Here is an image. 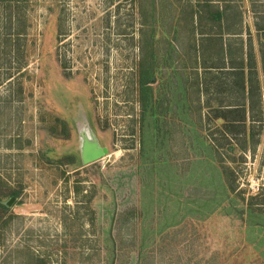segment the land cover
<instances>
[{
	"label": "rangeland",
	"instance_id": "374dc122",
	"mask_svg": "<svg viewBox=\"0 0 264 264\" xmlns=\"http://www.w3.org/2000/svg\"><path fill=\"white\" fill-rule=\"evenodd\" d=\"M19 2L18 47L15 8L0 7V42L13 45L0 49V264H264V0ZM221 49L258 81L259 108L236 129L217 105L198 121L199 73L217 76L201 66ZM203 139L214 170L199 174ZM86 141L106 155L83 164ZM151 160L192 173L170 183ZM203 171L230 192L214 207ZM169 183L174 196L145 208Z\"/></svg>",
	"mask_w": 264,
	"mask_h": 264
},
{
	"label": "crops",
	"instance_id": "0c3cea01",
	"mask_svg": "<svg viewBox=\"0 0 264 264\" xmlns=\"http://www.w3.org/2000/svg\"><path fill=\"white\" fill-rule=\"evenodd\" d=\"M200 38H201V40H200L201 42L200 43H202V45H206L207 44L206 43L207 35H202V36H200ZM221 51H222V55L225 57V50L221 49ZM224 62L225 61L223 60V57H222V58L216 59L215 63L212 66H209V67L207 66L206 63H203L201 68L202 69L204 68V70H210L212 67H215V66L225 67V65H223ZM212 69L214 70V68H212ZM224 71L225 70H216V71H214V72H216L215 75H217V76H214L213 74H211L210 71H209L210 73H203V74L199 73L200 85H199V88H197V90H196L197 94H198L196 103H197V108L199 109V112H198L199 120L198 121H199V123L203 124L202 126H204L205 122L207 121L206 119H207V116H208V110L211 111L213 105H217L218 107H214V108H218L217 112H220V115L216 112L214 118H216L217 121H220L221 123H223V126H224V123L227 122V121H225V116H224L226 114L225 112L231 110L232 108H234L236 106H240L241 104H244V107H243L244 111H247L246 108L250 111V109H249V105L250 104L253 105V110H255L256 107L259 108L258 104L256 105V103H254L252 99L250 100L251 102H249L247 85H246V89L244 90V92L239 90L238 88H232L231 89V88H229V86H225V83L228 84L230 82V78H229V76L223 74ZM244 82H246V78L244 79ZM212 87L214 89H212ZM234 91H236V92L241 91L242 103H238L240 99L237 100V101L234 100V101L231 102L230 99H233L234 96H235V92ZM259 92H260L259 93V97L261 98V90ZM253 95H254V93L251 96L253 97ZM210 96L211 97H213V96L214 97H216V96L224 97L225 96L226 98L229 99V103L226 104V105L223 104V103L222 104H220V103L219 104L218 103L217 104H213V102H212L213 99L212 98H210V100L206 99V98H208ZM260 104H261V102H259V105ZM176 108L177 109L180 108L182 113L184 111L187 112V109H188V107L186 108V106L183 105V104L177 105ZM224 110H227V111H224ZM201 111L203 113H201ZM182 117L185 118V113L182 115ZM201 120H203V121H201ZM180 122H181V125H183L182 120H180ZM193 122H196V121L194 120ZM157 124H158V122L156 121V125ZM153 135H154V133H153ZM198 136H200V135L198 134ZM153 137H155V136H153ZM152 139H153L152 137H145V140H143V142H144L143 149L145 150L146 147L149 145L150 146V150L148 151V149H147V151L150 152V153H152L154 150H158V144L156 145L154 143L155 147L152 146ZM203 141L202 142L204 143V145H202L201 147H203L204 150L201 152L202 154H200L198 156H194V158H195L194 160H200V161L198 163L192 165L193 167H195L196 171L199 174H200V172H199V170L197 168V166H199V165H202V166L206 165L207 166L209 164L210 169L212 171L214 170L212 160L210 159L208 152L205 151V150H208L207 149L208 147H207V144H206V140L203 139ZM150 165L154 169L157 167L158 168V170H157L158 172L157 173H160L161 175H163V173L161 171H166L167 169H169V176L171 178L170 179L168 178V180H169L168 182L171 181L170 183H172V182L175 183L177 181L179 183H182L183 180L187 181V178L192 173V167H188V164L185 165V166H187V171L186 172L182 171L183 164L177 165V162L176 163H171V164H167V163L160 164V163H156V162L151 160V164ZM201 174L203 175V177H200L199 178L200 181H198V182H200L199 183L200 185L201 184L203 185L204 182H208L210 184L211 191L210 190H207V191H210V194L212 192V196H211V200H209L208 202L210 204H213V207L216 205L215 204L216 203V199H213V198H215V192L216 193H222V195H223V193H224V191L226 189L227 192H228V196L230 195V192H229L228 187L226 185L225 178H223L224 177L223 174H222L223 177H222L221 174L219 175L217 173H216V176H215V172H214V174L211 173V175H210L209 173L203 171ZM157 182H158V179H157ZM170 183L168 184V190L164 191V193L162 191V193L160 194V193H158V192H161L160 190L158 191V189H154L155 191H154V193L152 192L151 198H150V196H148L150 198V204H148L149 206H147V204H146V206L144 205V207L145 208L148 207L151 210L152 206L156 208L155 203L158 202V201L162 202V200L164 199V197L166 195H169L170 198L173 197L174 196V195H172L173 194L172 193L173 190H171ZM199 189H201V188H197L196 187L195 190L194 189L192 190V192H196V191L199 192ZM202 191H204V189H202ZM152 201H153V203H152ZM163 201H165V200H163ZM218 202H220V201H218ZM161 206H162L161 204L158 205V207H161ZM161 210H162V208H161Z\"/></svg>",
	"mask_w": 264,
	"mask_h": 264
},
{
	"label": "trees",
	"instance_id": "16d2710c",
	"mask_svg": "<svg viewBox=\"0 0 264 264\" xmlns=\"http://www.w3.org/2000/svg\"><path fill=\"white\" fill-rule=\"evenodd\" d=\"M19 3H20L19 0H0V7H4V8L6 7L9 10H11L12 8H15V13L7 14L6 22L9 24V28L10 29L12 28V30H14V32L12 34L13 37L9 38V42H13V41H14V43L16 42V44L14 45L16 47L19 46V44H17V42L20 41V38H21V36L24 32V28L26 26V15L24 13L21 16L18 15V14H20V12H18V10H17ZM221 17L222 16H220L218 13L215 17L219 23L223 22ZM4 44H7V43L0 42V49L13 46L12 44H8L7 46ZM21 52H18V53L22 54ZM18 53L16 51V54H18ZM223 60L225 61L223 63V65H225V67L215 66L212 68H214V70H225V72H227V73H225V75L229 76L230 82L228 84L225 83V86H229V88H231V89L236 87L238 82H239L238 86H239L240 90L244 92V90L246 89V85H247L248 99H249V102H251L250 101L251 100V94H253L255 84H256V86L258 85V81L256 80V74L253 73L254 65L252 64L248 67L247 79H246V82H244V73L242 71H236V70H240V69H235L231 64H229V62L226 60V53H225V57L223 56ZM262 65L264 66V61H262ZM20 66H19V68H20ZM241 70H243V69H241ZM263 71H264V69H263ZM231 74H232V77H231ZM1 81H2V79H0V84H1ZM243 107H244V104H241L240 106H236V107L232 108L231 110L225 112L226 114L224 116H225V121H227V122L224 126L226 129L227 128L236 129V128H240L242 126H245V124H243L245 121V116L243 115L245 113V111H244ZM249 109H250L249 112L253 111V105L252 104L249 105ZM239 116H242V118H239ZM237 125L239 127H237Z\"/></svg>",
	"mask_w": 264,
	"mask_h": 264
},
{
	"label": "water",
	"instance_id": "95a60500",
	"mask_svg": "<svg viewBox=\"0 0 264 264\" xmlns=\"http://www.w3.org/2000/svg\"><path fill=\"white\" fill-rule=\"evenodd\" d=\"M81 153L83 164L92 163L106 155V149H102L94 142L86 141Z\"/></svg>",
	"mask_w": 264,
	"mask_h": 264
}]
</instances>
